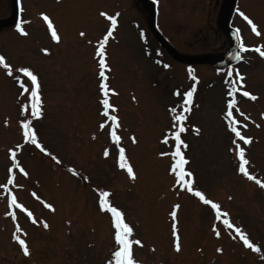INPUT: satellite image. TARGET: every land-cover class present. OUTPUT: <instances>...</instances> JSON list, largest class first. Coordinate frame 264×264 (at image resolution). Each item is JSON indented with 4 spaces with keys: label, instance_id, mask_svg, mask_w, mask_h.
Returning a JSON list of instances; mask_svg holds the SVG:
<instances>
[{
    "label": "rangeland",
    "instance_id": "rangeland-1",
    "mask_svg": "<svg viewBox=\"0 0 264 264\" xmlns=\"http://www.w3.org/2000/svg\"><path fill=\"white\" fill-rule=\"evenodd\" d=\"M155 1L157 27L182 53L220 54L229 47L228 36L218 28L222 0ZM237 2L259 35H250L238 15H230V24L238 27L245 45L243 59L231 65L233 79L238 71L243 91L256 96L255 100L243 99L242 92L236 93L239 110L245 115L234 111V116L247 125L241 131L251 138L246 145L250 169L264 179V60L251 49L258 43L264 51V0ZM21 4L27 34L19 33L13 24L0 26V55L13 69L28 66L38 76L42 114L31 125L38 142L58 160L53 163L47 154L22 140L20 105L27 97H20L19 85L0 65V185L7 182V169L12 166L8 150L16 151L17 144L21 145L17 161L28 173L25 176L14 169L13 185L8 190L0 188V264H106L114 229L110 214L99 210L97 188L110 193V203L122 210L133 227L131 238L141 241L132 246L133 258L140 264H264V196L236 172L234 152L229 151L234 136L221 114L228 68L218 71L210 62L172 60L150 33L148 13L139 0H21ZM10 9L9 0H0V17ZM41 12L51 18L59 41L47 34ZM101 12L117 17L105 45L110 67L107 83L114 90L110 102L119 120L116 132L133 166L134 179L116 164L118 148L108 137V126L104 130L97 127L101 105L95 41L110 24ZM189 67L196 80L189 77ZM193 84L192 104L184 122L187 133L182 135L187 168L206 198L229 213L258 252L216 222L209 208L195 197L173 189L169 160L158 156L170 150L160 142L170 125L169 108L176 107L182 92ZM105 147L109 148L107 157ZM70 167L77 174H68ZM7 191L32 213L29 219L20 209L15 212L18 235L29 249L27 256L12 239L16 228L6 215ZM175 203L179 205V250L173 243L169 216ZM214 222L218 237L212 230Z\"/></svg>",
    "mask_w": 264,
    "mask_h": 264
},
{
    "label": "snow or ice",
    "instance_id": "snow-or-ice-1",
    "mask_svg": "<svg viewBox=\"0 0 264 264\" xmlns=\"http://www.w3.org/2000/svg\"><path fill=\"white\" fill-rule=\"evenodd\" d=\"M237 11L239 12V15L243 17V19L251 26V30L259 35L256 24L253 23V21L243 11H240L239 9H237ZM39 15L43 18V22L47 26V31L51 34V39L53 41H59L60 37L58 36L57 31L53 26V22L50 20L49 16L43 12L39 13ZM100 15L106 17V19L110 21V24L107 26V31L104 33L103 37L95 41L96 47L94 56L98 61V91L101 96L99 104L102 106V116L106 117V119L99 123V128L104 130L106 126L110 125L108 127V135L112 141L116 142V147L118 148V156L116 161L117 165L120 169L125 170L130 178L134 179L135 172L133 170V166L126 156L125 148L120 146L121 138L116 132V129L119 126L117 123L118 117L117 115L112 114L116 111V109L115 106L109 102L108 98L109 93L113 92L114 90L111 89L107 83L108 76L106 73L107 71H110V67L106 61L105 45L117 24V17L116 15H108L105 12H101ZM22 23V21H17L15 28L19 33L26 35L27 33L22 27ZM79 35L84 37L85 33L80 32ZM89 42L91 43V41ZM244 50L245 45L240 42L239 35L237 34L236 49H234L232 52H229L228 55L233 60L239 61L243 59L242 52ZM42 51L47 52L48 50L42 49ZM255 51L259 53L261 57H264V51H262L259 47H256ZM0 65H2L3 68L7 70L9 76L14 77L15 82L20 87V97H27V99L20 105L22 119L19 121V124L22 129V140L24 142L31 143L41 152L47 154L51 159L58 160V157H56L40 142H38L37 135L31 125L32 119L38 118L42 114V101L39 95L40 84L38 76L28 66H18L13 69V67L8 62H6V58L3 55H0ZM165 67H167V65H165ZM188 75L192 80H196V77L193 75V71L190 67L188 69ZM235 75L236 78L233 79V70L231 66H228L227 74L225 75V81L227 83L228 89L226 92L225 108L222 110L221 114L223 120L225 121L226 128L230 131V134L234 136V139L231 140L232 146L230 147L229 151L234 152L238 173L247 177L249 180L255 181L257 185L264 188V180L258 179L257 176L249 170L247 166L249 162L246 159L245 148L241 146V143H239L242 142L244 145H247L250 142L251 138L243 135L241 131V126L247 127V125H241V121L237 120L234 116V111L239 112L241 116L245 115L244 113L240 112L239 108L236 107V93L242 92L244 97H250L253 100L256 99V96L249 91H243V77L238 71ZM25 79L30 83H26ZM194 91L195 84L182 92V99L176 107L169 108L170 125L162 132L160 142L169 145L170 150L160 151L158 152V156L162 158L167 157L169 160V167L167 170L173 176V183L171 185L173 189L185 190L199 198V200L205 206H208L210 211L214 214V219L216 222L222 224L227 230L234 231L235 235L240 241L243 242L244 246L258 252L260 251L258 246L248 238L242 227L237 226L231 221L229 213L226 210H222L221 206L217 202L206 198L205 193L196 186L193 172L186 167L189 161L186 158L183 149L187 148V144L181 138V134L186 131L184 122L187 120V114L190 112L189 106L192 104ZM175 94L179 97L180 90H177ZM193 130L198 132L196 126H193ZM131 140L133 143H135V136H132ZM20 148L21 145L17 144L15 145L16 151H13L11 148L8 150L11 157L12 166L8 167L7 169V182L3 185H0V188L4 190H8L9 186L13 185L14 183V169H18L19 172L25 176L28 175L25 169L21 167L20 163L17 161L16 152L19 151ZM103 155L105 157L109 155V148L105 147L103 149ZM69 171L73 174H77L76 170L71 167L69 168ZM96 191L98 193L97 203L99 210L101 212H107L110 214L111 226L114 229L113 246L112 250H110V259L106 262V264H140V262L133 258V244L139 245L141 243V241L138 239L133 240L131 238L134 231L133 227H131L130 224L126 222L122 210L110 203V193L107 190L97 188ZM32 195L36 196V193L33 192ZM37 199H39V197H37ZM7 200L9 208L20 209L22 212L27 213L29 219H33L32 213L23 204L17 202V198L11 191H7ZM45 207L52 209L53 205L50 203H45ZM178 207V204H173L171 207V212L169 213V216L172 220L171 235L174 238L176 250H179L176 227V215ZM6 215L11 216L13 220L16 219L14 212L6 213ZM33 222L35 223V220H33ZM216 222L212 224V230L218 237L220 235V231ZM44 227H47L46 223H44ZM19 231L20 229L17 226L16 231L12 233V239L18 242L24 255L27 256L29 255V249L26 246L25 240L18 235ZM220 250L221 249L219 248L217 249V251Z\"/></svg>",
    "mask_w": 264,
    "mask_h": 264
},
{
    "label": "water",
    "instance_id": "water-1",
    "mask_svg": "<svg viewBox=\"0 0 264 264\" xmlns=\"http://www.w3.org/2000/svg\"><path fill=\"white\" fill-rule=\"evenodd\" d=\"M144 2V4L146 5L150 15H151V25H154V10L153 8L149 5V3L146 0H142ZM230 4H231V0H225L223 7H222V13H221V17H220V25L222 28L226 29L228 32L230 31V28L227 25V15H228V11L230 8ZM15 12H16V3L15 0H13V9H12V13L11 15L6 18V19H2L0 20V23H9L11 21H13L14 17H15ZM165 48L176 58L181 59V60H187V61H198V60H203V59H213L215 62H219L221 63L219 60H223L225 57L228 56V53L224 56L223 59L217 58L216 55H212V54H202V55H194V56H185V55H180L176 52H174L171 48L167 47L166 45H164ZM234 49H236V42L233 41L232 44V49L230 52H232ZM231 58V57H230ZM232 59V58H231Z\"/></svg>",
    "mask_w": 264,
    "mask_h": 264
}]
</instances>
